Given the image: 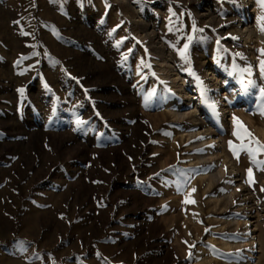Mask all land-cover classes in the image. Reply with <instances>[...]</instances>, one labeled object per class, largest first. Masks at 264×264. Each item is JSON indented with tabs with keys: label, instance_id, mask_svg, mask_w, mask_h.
<instances>
[{
	"label": "rangeland",
	"instance_id": "rangeland-1",
	"mask_svg": "<svg viewBox=\"0 0 264 264\" xmlns=\"http://www.w3.org/2000/svg\"><path fill=\"white\" fill-rule=\"evenodd\" d=\"M254 7L0 0V264H264L247 188L264 194V170L229 147L234 118L264 145Z\"/></svg>",
	"mask_w": 264,
	"mask_h": 264
},
{
	"label": "bare ground",
	"instance_id": "bare-ground-1",
	"mask_svg": "<svg viewBox=\"0 0 264 264\" xmlns=\"http://www.w3.org/2000/svg\"><path fill=\"white\" fill-rule=\"evenodd\" d=\"M252 12L254 13H258V18H257V22L253 25H248L246 24V27L244 29H240L241 33L243 34V36H245L247 42L249 39H251L252 35L256 32H260V33H263L264 31L261 30L262 27H264L263 23H262V20H260L261 17H264L262 14H259V10L257 9V7H254V9L251 10ZM214 10L210 9L209 12H208V17L212 20H215L216 19V16L213 14ZM250 82V81H249ZM248 82V83H249ZM185 85L187 87V89L189 88V90L193 89L192 87L193 86V82L190 81L189 79H185ZM247 85H245L246 87ZM239 91H244V89H241ZM201 92H204V93H201ZM206 95H207V91H197L195 93L194 96H192V98L194 100H198V99H201V100H205L206 98ZM165 99H166V102H168L169 104V109L170 111L175 115V116H182L181 115V110H180V107L179 105L177 104V102L175 100H172L173 97L166 94L165 96ZM206 106V105H205ZM199 109L197 108V111L199 112L198 114H196V122L199 123V124H203L204 126L207 127V131H212L214 130V128L210 125L209 121L211 120V118L207 115V116H204L206 113H207V110H208V107H201L198 106ZM214 123V122H213ZM206 156L202 157L201 160H206L205 158ZM222 175V171H214V169H211L209 170V175L207 177V180H208V184H207V188H211L216 182H218L220 180V177ZM249 188V194H253L255 196V198L257 199V201L255 202L256 206L259 207V206H262L264 207V194L261 193V191L259 190H253L252 188H250L249 186L247 187ZM234 192H233V195L234 196ZM232 200L229 199L228 201ZM260 220V218H259ZM257 226L259 227V229H261V232H262V224L259 222L257 223ZM264 234V233H262ZM262 238V236H260V239ZM261 243L264 244V240L261 239Z\"/></svg>",
	"mask_w": 264,
	"mask_h": 264
},
{
	"label": "snow or ice",
	"instance_id": "snow-or-ice-1",
	"mask_svg": "<svg viewBox=\"0 0 264 264\" xmlns=\"http://www.w3.org/2000/svg\"><path fill=\"white\" fill-rule=\"evenodd\" d=\"M262 31H264V27L261 28ZM188 45L186 44L184 46V51L181 52V56L184 57L185 53L187 51ZM262 54H264V50H261ZM260 69L261 72L264 73V61H261L260 63ZM261 96L264 97V88L261 90ZM262 116H264V111H261L260 113ZM234 122L236 125V130L233 132V135L237 137V139H240L242 141L239 148H236L232 142H229L230 150L233 151L234 157L238 159L239 151L243 150L247 152V154L250 157V163H256L259 164L261 167V170H264V162H258L255 160V157L257 154H264V145H261L259 141L246 129V127L236 118H234ZM77 124L82 123L80 120L76 121ZM247 139V143H243V141ZM254 145V147H253ZM248 176H252V168L247 169ZM249 181H246V183ZM195 191V190H193ZM191 201L185 200V203H189Z\"/></svg>",
	"mask_w": 264,
	"mask_h": 264
}]
</instances>
